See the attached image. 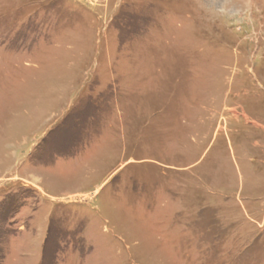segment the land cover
<instances>
[{
  "label": "rangeland",
  "instance_id": "374dc122",
  "mask_svg": "<svg viewBox=\"0 0 264 264\" xmlns=\"http://www.w3.org/2000/svg\"><path fill=\"white\" fill-rule=\"evenodd\" d=\"M0 264H264V0H0Z\"/></svg>",
  "mask_w": 264,
  "mask_h": 264
}]
</instances>
